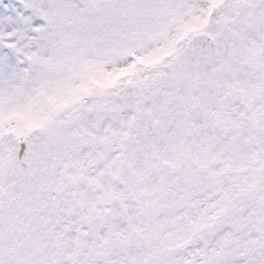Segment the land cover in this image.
<instances>
[{"label":"snow or ice","instance_id":"6c2138e0","mask_svg":"<svg viewBox=\"0 0 264 264\" xmlns=\"http://www.w3.org/2000/svg\"><path fill=\"white\" fill-rule=\"evenodd\" d=\"M0 264H264V0H0Z\"/></svg>","mask_w":264,"mask_h":264}]
</instances>
